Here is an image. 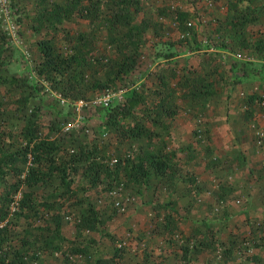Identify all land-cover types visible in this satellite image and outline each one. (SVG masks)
<instances>
[{
  "label": "rangeland",
  "instance_id": "obj_1",
  "mask_svg": "<svg viewBox=\"0 0 264 264\" xmlns=\"http://www.w3.org/2000/svg\"><path fill=\"white\" fill-rule=\"evenodd\" d=\"M45 3L68 1L0 0V143L4 153L18 149L24 125L34 123L68 174L30 189L38 210L8 217L9 245L26 238L38 264H93L123 242L119 264H264V48H254L264 38V0H98L96 17L58 22L54 10L44 17ZM43 37L63 55L81 50L70 82L38 73ZM122 59L133 70L117 75ZM156 73L174 88L172 117L155 114ZM187 75L209 80L211 94L186 96ZM104 85L129 98L104 109L93 102ZM134 121L152 135L119 138L113 123ZM80 148L88 153L76 161ZM155 152L173 153L172 177L126 174L128 162ZM165 204L178 211L181 233L163 229ZM88 211L100 218L97 231L77 224ZM56 214L55 239L45 234ZM209 239L211 247L200 242ZM70 240L83 252L66 262Z\"/></svg>",
  "mask_w": 264,
  "mask_h": 264
},
{
  "label": "trees",
  "instance_id": "obj_2",
  "mask_svg": "<svg viewBox=\"0 0 264 264\" xmlns=\"http://www.w3.org/2000/svg\"><path fill=\"white\" fill-rule=\"evenodd\" d=\"M68 3L65 5H61L59 3L49 5L45 3L43 7V12L47 13L44 15L46 19H49V12L54 10L55 13L52 18L55 21H60L63 18H67L70 20L72 16H78L80 18H94L98 12V0H67ZM124 2V5L128 4V0H113ZM53 7L54 9H52ZM120 9V13H121ZM123 12L121 13V15ZM117 14L113 15L114 17ZM180 17L186 16L184 13H179ZM119 18V15L116 16ZM50 21L52 19H49ZM137 28L138 32H143L146 26L143 25V21H141ZM131 30H128L130 32ZM130 34V33H129ZM129 38H132V35H128ZM39 44V52H40V61H39V69L38 73L44 74L46 76H52L54 74H58L61 77V80L64 83L70 82L73 77V72L76 68V62L81 56V50L74 51V53L63 55L59 52H56L51 45L49 39L43 37L38 41ZM255 49L264 48V38L257 39L254 44ZM144 57V56H143ZM109 61V59H108ZM108 63V62H107ZM106 63V64H107ZM209 63H212L210 60ZM133 63L129 62L125 59H122L114 68L117 75H121L126 72H131L133 70ZM156 81L155 85L152 89V94L155 96V114L161 116L164 115L166 117H172L175 113V103L173 102L174 96V88L169 85L165 79V76L161 73H156L155 75ZM216 82V81H215ZM210 81H206L205 79L198 78L196 75L185 76L184 80L181 82L183 92L186 96H189L192 100H197L202 97L209 96L211 94L210 90ZM109 88L104 85L103 89ZM125 91L124 94H126ZM252 96V95H250ZM124 95L123 100L120 102H124L128 99ZM252 98V97H251ZM113 102L109 105V107L115 103ZM251 102V101H250ZM129 103V101H127ZM108 107L104 108L107 109ZM120 113L122 112V108H118ZM121 109V110H120ZM112 108L107 112L105 123L109 124V114L113 112ZM116 111V112H117ZM112 127V125H110ZM113 128L116 131V134L121 139H128L132 137H140V136H151L152 129H149L148 126L143 122L134 121L132 125L124 126V125H114ZM22 138H24V142L18 149L14 151H8L4 153L2 150V144L0 143V186L3 184L4 188L0 191V225L6 222L4 225L0 226V231H5V235L0 237V264H38V256L35 253H31V250L27 246V239L22 237L20 238L21 244L9 245L10 239L8 238V234L6 233L8 217L12 215H26L29 213H36L38 210L39 204H35L32 200L30 189L33 188L36 184L46 180L53 174L54 172H61V176L65 177L67 173L68 166L64 165L60 167L56 160L60 158L56 153L57 147L54 143L41 138L37 133L36 128L34 127V123H26L22 129ZM87 149L79 150V154L77 157L74 156L76 161H80L84 159L87 155ZM29 156V157H28ZM20 163H17L18 159H20ZM66 159V158H65ZM30 165H27V163ZM47 162H50L49 165L45 166ZM25 165V167H23ZM176 163L173 160V153L171 152H161V153H146L139 157L136 161L128 162L126 174L136 182H143L144 179L150 172H153L155 175L159 176L163 179H169L172 177L176 169ZM97 170L104 171L107 168H102L101 165L98 166ZM8 171H10L8 173ZM12 172V173H11ZM97 174V172H95ZM7 174V175H6ZM12 175L16 178L14 181H11ZM6 184V185H5ZM21 186L27 188L29 191L21 190ZM20 192V197L15 201L16 209L11 210L10 203L14 200V195ZM47 209H51L55 202L44 201L41 203ZM162 211V226L163 229H168L171 234L173 233H181L182 229L179 228V221L181 217L176 209L170 205H163ZM47 213V212H46ZM45 213V215H46ZM47 217L50 215H46ZM53 228L51 229V233H46L45 236H51L52 238H57L60 235V229L62 225L61 217L56 215H51ZM100 222V218L95 215V212L88 211L84 214L79 220L80 228H86L91 230H96L98 228ZM209 235H213V231L209 229ZM7 236V237H6ZM51 238V239H52ZM63 240V238L61 239ZM60 240V241H61ZM201 244L205 247H211L213 245L212 239L209 240H201ZM76 243L74 241H69V244L66 248V256L65 261H69L68 258L72 259L71 254H78V252H83V248L76 247ZM118 246V244H117ZM122 247L118 246L114 249L112 254L106 257L97 258L93 264H119L122 258ZM70 254V255H68ZM70 262V261H69Z\"/></svg>",
  "mask_w": 264,
  "mask_h": 264
},
{
  "label": "built area",
  "instance_id": "obj_3",
  "mask_svg": "<svg viewBox=\"0 0 264 264\" xmlns=\"http://www.w3.org/2000/svg\"><path fill=\"white\" fill-rule=\"evenodd\" d=\"M124 93H125L124 89L113 90L111 88H106L93 102L99 106L107 107L115 100L118 102L122 101L124 97ZM66 128L69 129L68 126ZM123 243H119L118 246H122Z\"/></svg>",
  "mask_w": 264,
  "mask_h": 264
},
{
  "label": "crops",
  "instance_id": "obj_4",
  "mask_svg": "<svg viewBox=\"0 0 264 264\" xmlns=\"http://www.w3.org/2000/svg\"><path fill=\"white\" fill-rule=\"evenodd\" d=\"M234 91H236V88L231 89V92H232V93H234ZM257 113H259V112H255V114H257ZM257 115H258V114H257Z\"/></svg>",
  "mask_w": 264,
  "mask_h": 264
}]
</instances>
